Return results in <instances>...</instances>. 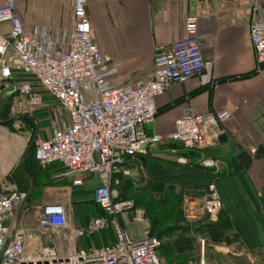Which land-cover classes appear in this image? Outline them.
I'll use <instances>...</instances> for the list:
<instances>
[{
    "label": "built area",
    "instance_id": "obj_1",
    "mask_svg": "<svg viewBox=\"0 0 264 264\" xmlns=\"http://www.w3.org/2000/svg\"><path fill=\"white\" fill-rule=\"evenodd\" d=\"M86 1L72 0L70 27L53 30L52 37L47 26L25 31L15 1L5 0L0 5V23H8L10 32L8 36L0 35V74L7 78L17 70L33 77V81L16 84L19 97L27 105L41 106L42 93L46 92L64 108L66 124L53 128L48 138H36L34 159L42 169L59 164L62 175L70 177L74 186H81L87 175L96 176L98 184L92 200L106 215L77 226L71 222L64 204L47 203L39 209L34 227L18 226L8 241L12 225L5 220L15 217L26 192L2 181L0 264H167L157 254L159 239L143 230V237L136 240L125 229L128 213L133 221L143 219L139 210L132 211L130 201L114 200L117 176L130 175L126 168L129 159L165 139L186 149H201L207 141L206 131L230 116L227 110L214 114L185 106L169 134L146 133L143 127L153 123L157 114L156 98L172 83H183L204 71L196 17L185 18V35L181 39L155 48L148 78L125 82L114 78L117 71L109 66V57L101 53L93 39ZM251 7L253 20L249 30L255 72L261 73L264 4L252 0ZM8 49L11 53L6 55ZM201 163L212 166L214 161L205 159ZM220 209L221 201L210 183L203 195L186 200L185 218L191 224L204 223L205 219H214ZM108 228L114 233V243L73 249L77 239Z\"/></svg>",
    "mask_w": 264,
    "mask_h": 264
},
{
    "label": "crops",
    "instance_id": "obj_2",
    "mask_svg": "<svg viewBox=\"0 0 264 264\" xmlns=\"http://www.w3.org/2000/svg\"><path fill=\"white\" fill-rule=\"evenodd\" d=\"M14 1L25 31H30L36 26H47L54 37L53 30L69 28L71 25L72 0ZM259 1L264 4V0ZM4 2L5 0H0V5ZM251 3L252 0L86 1L93 39L101 53L109 57V66L117 71L114 78L125 82L148 78L153 68L155 48L181 39L185 35V18L188 15L196 17V35L204 56V71L200 76L191 77L183 83H172L158 96L155 120L145 125L143 130L148 134L166 136L172 131L174 120L182 114L185 106L196 112L208 111L217 114L229 111L230 116L225 121L206 131L207 141L197 150L201 153L199 164L213 168V172L225 168L227 172L234 174L242 171L243 168H238L239 165L235 168L237 170L231 167L229 161L242 150L252 154L259 145H264V67L261 73L255 72V54L249 30L253 20ZM9 32V24L0 23V35L8 36ZM10 53L8 49L6 55ZM1 66L0 63V72ZM23 75L25 74L16 70L7 78L1 77L0 74V81L4 83V88L0 90V111L4 104L11 103L14 98L21 100L16 91V84L27 80ZM45 93L43 109H58L59 118L63 119L60 109L53 105L55 102L60 105L59 102L48 93L45 96ZM10 113L11 108L9 117L12 116ZM55 124L57 122L52 119L48 127L51 130L40 138H48ZM24 132L25 130L14 131L7 124H0V183L8 181L17 189L27 192L30 186L28 177L33 180L35 189L40 180L36 174L40 172L43 184L46 185L42 197L33 208L28 209V202L24 205L19 227H34L35 216L37 218L39 212L38 210L35 213V209L51 202L64 204L71 222L77 226L99 216L97 214L100 208L92 201V197L90 202H71L72 179L62 175L63 169L59 164L39 170L38 166L27 168L22 160L28 177L22 173L17 163L27 146ZM221 134L226 136L223 141L218 140ZM154 150L156 152L151 151L154 156L172 161L183 158L184 163L188 160L186 156L179 154L178 146ZM144 153L145 151L129 159L126 168L131 174L117 176L118 183L132 178L136 183L143 184L147 178L142 165ZM205 159L213 160L214 164L204 166L201 162ZM244 177L252 190L260 194L264 189V158L254 159L244 172ZM97 184L96 176L87 175L83 184L75 188L93 187V191ZM14 220L15 217H7L5 222L13 225ZM128 221L133 220L128 218ZM125 225L126 223L124 227ZM77 240L73 249L110 245L114 243L115 238L110 231H100ZM244 250L250 252L245 248Z\"/></svg>",
    "mask_w": 264,
    "mask_h": 264
},
{
    "label": "trees",
    "instance_id": "obj_3",
    "mask_svg": "<svg viewBox=\"0 0 264 264\" xmlns=\"http://www.w3.org/2000/svg\"><path fill=\"white\" fill-rule=\"evenodd\" d=\"M9 112L10 103H6L0 111V120L7 119ZM172 146L180 148L179 154L186 156L188 159L186 163L181 164L177 160L172 161L154 156L151 153V151L156 152L154 150L156 148L165 150ZM146 153L147 155H144ZM29 154L30 151L25 157ZM144 154L142 156V165L147 178L143 184L140 185L133 181L132 178H129L124 179L116 187L122 192L123 188L133 185L134 191L139 197L133 194L134 204L132 211L138 208L144 210L143 218L147 223L145 230L150 236L159 239L160 245L156 250L165 263L170 264L163 259L164 257L166 260L171 258L170 256L175 251H184L188 242L194 241L193 237L187 235L189 231H192V227L184 226L181 222V214L179 212L181 196L186 195L187 199L199 197L203 195L210 183L215 186L221 201V209L218 220L207 227L208 241L230 244L231 241L241 240L236 242H239L248 251H253L257 248L264 250V189H262L260 194H257L250 187L246 177H244V172L254 159L264 158V145H259L252 154L242 150L236 157L232 158L231 162L229 161L228 164L234 169L237 165H239L238 168H243L242 171H237L236 174L227 172L226 168L225 170L213 172V168L201 166L198 162L199 158H201L200 152L186 149L172 140L150 144L146 147ZM137 155L139 154L135 156ZM175 186L184 190V192L175 195ZM75 187L73 185L71 192V202L73 204L76 201L72 200V196L84 191V188ZM34 194L35 189L31 194V200ZM155 195L160 197L159 201ZM142 196L144 198H140ZM90 201V199L83 200V202ZM100 210L105 213L101 208ZM176 213L178 215H175ZM193 225L197 226V224ZM101 231L113 233L110 228ZM193 232L197 233L199 230L194 229ZM183 263L187 262L182 261L177 264Z\"/></svg>",
    "mask_w": 264,
    "mask_h": 264
},
{
    "label": "rangeland",
    "instance_id": "obj_4",
    "mask_svg": "<svg viewBox=\"0 0 264 264\" xmlns=\"http://www.w3.org/2000/svg\"><path fill=\"white\" fill-rule=\"evenodd\" d=\"M23 76L27 78V80L33 81L32 76L30 75H23ZM44 93L45 92L42 93L43 98H45ZM46 94L47 93H45V96ZM20 101H22L23 103H21ZM20 101L16 97L10 103V108H11L10 115H13L15 113H27V114L34 115L35 118L39 122V130H38V135H37L38 137H43L45 135L44 133H49L48 131L51 129H48V127L52 119H54L55 122H57V124H55L54 127H52V129L55 127H61L67 122V113L61 105H58L57 102H55V104L53 105L57 106L60 109L63 119L59 118L58 109L57 111L56 110L48 111L47 109H43L44 103L41 106L33 107L30 105H27L22 99ZM43 102H44V99H43ZM7 126L10 127L14 131H17L19 128H24L26 144L28 145V143L30 142L32 138L36 124L32 120L20 118V119H15L11 121L9 124H7ZM23 162L27 168L32 167V166L34 167L38 166L39 170L42 169L39 167V165L34 159L33 148L30 151V154L24 158ZM179 163L183 164L184 162H179ZM36 175L40 178V180L38 181V185L35 188V194L33 195L32 200L30 198L27 200L28 202L27 207H29L28 209L33 208V205L39 202L40 198L43 195L44 188L46 187V185H44L45 183L43 184L42 174L40 172H37ZM84 178H83V181H84ZM126 179H129V178H126ZM49 183L51 184V182ZM118 184H115L113 186V189L116 192V194L114 193L115 195L114 200L130 201L132 204H134L133 194L134 195L136 194V197H139V195L135 193L134 191L135 189L133 185L131 187H126L125 189L123 188L121 192V190L118 189V187H116V185ZM92 188L84 187V191H81L82 193H79L77 195L75 194L74 196H72V200L73 201L75 200L76 203H78V202H83V200H86V199L88 200L91 199L92 194H93ZM183 192L184 190L175 186L174 188L175 195H178V193H183ZM155 197L158 201L160 200V197L158 195H155ZM140 198H144V197L142 196ZM186 200H187L186 195L181 196V200H180L181 202H179L180 203L179 212L181 214L182 225L192 227V231H189L187 235H189L190 237H193L194 241H189L184 251H181V250L175 251L170 256L171 258L167 259L168 261L164 257L163 259L166 262L170 264H177L178 262H182V261L192 262L193 264H199L201 261H204L205 264H264V250L262 249L257 248L253 251L246 252L244 248L241 246V244L236 241H231L230 244H227L224 242L214 243L213 241H208L207 227L209 224L215 223L218 220L219 213L216 215L214 219H211V220L205 219L204 223H200V224H197V226H194L185 218ZM42 206L43 205H41V207ZM41 207H39V209ZM132 208H133V205H132ZM39 209H35V213ZM136 210H139L141 212V217L143 221L142 222L135 221V220L127 221L125 228L133 239L138 240L143 237V232H144L143 230H145L147 223L143 218L144 210L142 208H138L133 211H136ZM103 214L105 215V213H102V211L99 210V214L97 215L103 216ZM175 215H178V213H176ZM35 221H36V216H35ZM194 229H198L199 232L197 233L193 232ZM81 241L85 242L84 239H82ZM165 242H172V241H165Z\"/></svg>",
    "mask_w": 264,
    "mask_h": 264
},
{
    "label": "water",
    "instance_id": "obj_5",
    "mask_svg": "<svg viewBox=\"0 0 264 264\" xmlns=\"http://www.w3.org/2000/svg\"><path fill=\"white\" fill-rule=\"evenodd\" d=\"M4 88V83L3 81H0V90ZM16 118H29V119H32L35 121L36 123V126H35V130L33 132V135H32V138L30 140V142L28 143V145L25 147L24 151L22 152L19 160H18V167L19 169L22 171V173L28 177L27 173L25 172L24 168H23V165H22V160L24 158V156L32 150L33 146H34V142L36 140V138L38 137V130H39V122L38 120L32 116V115H29V114H25V113H16L10 117H8L7 119H3V120H0V124H8L9 122L15 120ZM19 131H24V128H19L18 129ZM225 134H221L218 136V140L219 141H223V139L225 138ZM29 178V181H30V186H29V189L27 190L26 192V196L24 198V200L22 201L21 205L18 207L16 213H15V220H14V223L12 225V228H11V231H10V234H9V237H8V241L9 239L12 237L13 233L16 231V229L18 228L19 226V222H20V219H21V216H22V211H23V207L24 205L26 204L27 200L29 199L33 189H34V182L33 180ZM128 218L131 220L132 219V214L131 213H128Z\"/></svg>",
    "mask_w": 264,
    "mask_h": 264
}]
</instances>
